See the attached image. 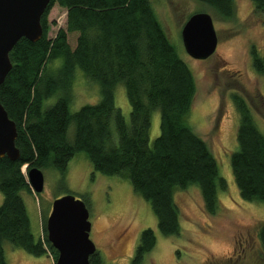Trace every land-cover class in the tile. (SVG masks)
I'll list each match as a JSON object with an SVG mask.
<instances>
[{"label": "trees", "instance_id": "1", "mask_svg": "<svg viewBox=\"0 0 264 264\" xmlns=\"http://www.w3.org/2000/svg\"><path fill=\"white\" fill-rule=\"evenodd\" d=\"M198 1L223 18L234 15V0ZM250 1L248 19L264 23V0ZM54 3L65 9V27L49 38L47 15ZM40 22L39 39L20 37L12 46L11 68L0 84V102L16 125L19 150L16 160L0 157V264H7L4 241L34 256L50 253L55 261L46 214L40 219L41 235L35 238L20 192L35 193L27 182L29 168L52 167L63 179L68 161L79 151L96 171L129 179L133 190L150 203L163 236L179 234L176 187L195 184L204 211L215 215L217 190H225L227 183L206 141L187 123L196 97L195 78L150 0H49ZM69 32H76L74 46L68 42ZM249 56L253 70L264 75V49L258 52L251 46ZM56 58L60 65L51 67ZM76 67L98 82L99 99L71 112L69 92ZM118 83L124 85L130 104L128 121L114 104ZM52 95H57L55 101L45 106ZM230 97L238 114L236 149L229 158L233 180L242 199L264 202V133L247 98L237 91ZM254 99L257 108H264L259 90ZM153 110L159 111V134L149 143ZM256 235L264 255V222L257 225ZM155 240L151 228L140 232L135 263ZM88 261L103 264L94 254Z\"/></svg>", "mask_w": 264, "mask_h": 264}, {"label": "rangeland", "instance_id": "2", "mask_svg": "<svg viewBox=\"0 0 264 264\" xmlns=\"http://www.w3.org/2000/svg\"><path fill=\"white\" fill-rule=\"evenodd\" d=\"M157 18L179 57L192 71L196 82V97L187 115V123L209 146L214 155L219 174L225 179V190H217L219 210L208 215L202 207L198 187L189 184L176 187L174 198L180 208L179 234L163 236L156 226V218L150 203L135 192L127 177L106 175L96 171L86 154L79 151L67 163L64 178L52 168L42 169L43 189L29 194L21 191L30 221L31 232L41 235L42 214L48 215L52 200L64 194H72L85 201L91 222L89 237L97 245L108 243L122 228L127 237L114 245L111 261L104 264H130L133 246L137 244L144 228L154 231L153 248L145 253L141 264H264V255L256 235V227L264 222V202L247 201L240 197L230 168V153L236 149L235 130L238 114L231 101L233 91L247 98L254 120L264 133V108L256 107L255 95L259 90L264 97V75L251 66L249 52L254 46L258 52L264 49V23L248 19L250 0H234L235 12L230 18L219 16L212 7L198 0H150ZM194 12L210 14L217 34L215 52L206 59H195L185 51L180 31L186 19ZM47 37L53 38L59 28L65 27V9L54 3L47 15ZM76 32H69L68 42L74 46ZM60 58L51 62L57 67ZM69 110L82 104L95 103L99 99V84L89 78L79 67L69 92ZM114 104L126 121L130 104L125 87L118 83L114 88ZM57 95L44 101L53 103ZM73 126L68 128L72 136ZM159 134V111L151 112L149 143ZM2 194L0 192V203ZM101 249V248H100ZM7 264H48L52 254L34 256L19 247L3 242ZM50 258V260H49Z\"/></svg>", "mask_w": 264, "mask_h": 264}, {"label": "water", "instance_id": "3", "mask_svg": "<svg viewBox=\"0 0 264 264\" xmlns=\"http://www.w3.org/2000/svg\"><path fill=\"white\" fill-rule=\"evenodd\" d=\"M49 0H0V84L11 68L9 51L20 37L36 41L42 35L40 18ZM180 36L187 54L195 59H206L215 52L217 34L207 12H194L184 22ZM16 125L0 102V157L16 160L19 150L15 145ZM26 166H23L24 172ZM32 191L43 189V173L37 167L26 172ZM88 208L81 198L64 194L52 200L45 219L47 239L57 250L54 264H89L95 251L89 237L91 222Z\"/></svg>", "mask_w": 264, "mask_h": 264}, {"label": "flooded vegetation", "instance_id": "4", "mask_svg": "<svg viewBox=\"0 0 264 264\" xmlns=\"http://www.w3.org/2000/svg\"><path fill=\"white\" fill-rule=\"evenodd\" d=\"M127 237V228L126 227H124V228H122L121 229V231L115 236V238L112 240V242L110 241L109 243H108V247H107V250L105 251V244L103 243L102 245H100V247H99V245H97L93 240V243L95 244V251L92 253V254H94V256H96V257H98V258H104V259H112V256H113V251H114V245L116 244V243H119L120 241H121V239H123V238H126ZM138 240H139V238H138ZM137 245H138V241H137V244L135 245V246H133V248H132V252H130L129 253V255L130 254H132V259H131V262H130V264H141V262H142V259H143V256L145 255H143L142 256V259L139 261V262H136L135 263V261H136V259H137ZM101 248V249H100ZM153 248V247H152ZM151 248V249H152ZM150 251V250H149ZM148 251V252H149ZM103 260V259H102ZM114 260V259H113ZM113 260H111V261H113ZM104 264V263H103ZM129 264V263H128Z\"/></svg>", "mask_w": 264, "mask_h": 264}, {"label": "crops", "instance_id": "5", "mask_svg": "<svg viewBox=\"0 0 264 264\" xmlns=\"http://www.w3.org/2000/svg\"><path fill=\"white\" fill-rule=\"evenodd\" d=\"M39 222H41V220L39 219ZM41 226V225H40ZM49 260H50V258H49ZM48 264H52V262H51V260L48 262Z\"/></svg>", "mask_w": 264, "mask_h": 264}]
</instances>
